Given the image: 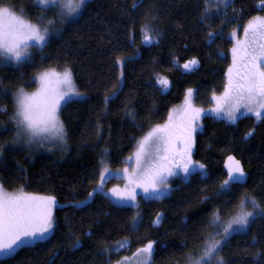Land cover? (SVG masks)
Segmentation results:
<instances>
[{"label":"trees","instance_id":"obj_1","mask_svg":"<svg viewBox=\"0 0 264 264\" xmlns=\"http://www.w3.org/2000/svg\"><path fill=\"white\" fill-rule=\"evenodd\" d=\"M132 2L89 0L77 19L54 24L59 32L42 52L31 48L34 65L0 67V79L6 88L0 92V105L7 109L0 112V144L4 146L0 184L8 191L23 190L57 200L52 233L42 242L0 258V264H50V260L55 264H114L148 240L156 241L152 264L181 263L182 253L200 247L199 238L209 231L203 225L213 209H225L220 200L202 201L201 197L213 193L226 178L228 155L241 162L246 174L233 198L246 192L264 207V120L250 115L241 116L235 124L211 114L202 117L193 159L207 166L209 179L193 175L187 182L178 181L168 196L144 200L138 231L129 227L135 208L117 206L104 192L88 197L103 169L107 167L112 173L123 167L137 141L152 125L166 120L170 108L184 98L185 89L196 90L197 107H210L213 92L222 91L226 82L231 46L227 34L252 16H264V11L256 7L258 0H233L225 12L208 15L203 22L205 0H143L135 10ZM3 5H12L16 12L23 8L20 13L29 21H39L40 7L33 0H0ZM146 10L156 15L153 24L161 33L158 44L142 43L140 27ZM44 15L52 17L53 13ZM228 19L231 22H226ZM209 32L215 33L212 43ZM117 56L125 58L122 69L115 64ZM193 57L199 61L198 70L186 72L173 63ZM65 66L73 70L76 89L84 95L68 103L60 114L67 133L63 151L37 154L23 140L11 143L14 125L8 117L14 108L12 93L20 87L25 91L35 89L33 78L41 71H61ZM120 71L122 91L118 99L105 106L103 98L114 90ZM21 72L26 73L23 78ZM163 76L169 79L170 88L162 93L156 80ZM129 110L136 113L135 120L128 115ZM249 131L252 135L245 137ZM86 197L88 205L81 207L78 202ZM157 213L162 219L155 225ZM125 239L130 245L118 252L103 251ZM77 240L79 244L74 246ZM257 252L264 256V217L255 218L244 232L232 234L220 256L225 264H256L260 259Z\"/></svg>","mask_w":264,"mask_h":264},{"label":"snow or ice","instance_id":"obj_2","mask_svg":"<svg viewBox=\"0 0 264 264\" xmlns=\"http://www.w3.org/2000/svg\"><path fill=\"white\" fill-rule=\"evenodd\" d=\"M33 2L40 7L38 23H31L17 15L12 5L0 6V67L14 65L20 68L34 65L35 60L28 50L36 47L42 52L49 46L53 34L59 32L47 25H53L57 20L62 24L70 23L80 15L85 6V0H33ZM142 3L143 0H133L131 7L135 10L141 7ZM232 3L233 0H216L213 7L217 11L221 8L226 10ZM207 4L208 0H205L201 22L208 18ZM256 7L259 11H264V0H258ZM19 11L23 12L24 9L21 8ZM47 12H52L53 16L46 17L44 14ZM155 19L154 13L145 11L144 22L140 27L142 43L145 45L159 43L158 37L161 33L153 24ZM226 22L231 20L228 19ZM42 24L45 26L41 27ZM243 31L245 38L237 39L230 50L232 62L224 74L226 82L223 92L219 96L215 92L212 94L211 100L215 102V106L208 109L207 113L204 109L196 107L194 105L196 90L187 88L179 122H176L173 111L170 110L165 123L152 125L137 142L133 155L127 158L123 169L125 187L123 189L113 187L108 190L111 193L109 198L117 206L138 207L137 196L140 193L137 189L142 190L145 199L160 200L168 196L172 190L169 179L181 176V173H183L181 179L185 182L193 175L201 180L209 179L207 166L193 159L195 133L202 127L199 123L202 116L212 114L215 118H222L235 124L240 115L250 113L256 120H264V16L250 17L243 25ZM231 35L236 39L235 31ZM214 36L215 33H208L209 43L214 42L211 39ZM129 39L135 43L131 35ZM40 59L43 61L44 57L41 56ZM173 63L178 64V61L174 60ZM115 64L122 69L125 58L117 56ZM198 65L199 61L193 57L185 61L182 68L186 72H191L198 70ZM24 75L26 73L21 72L20 78ZM122 78L123 71L113 86L114 90L104 96L105 106L110 101L118 99L119 92L122 91V86H119ZM33 79L39 85L35 92L29 93L20 87L12 93L14 108L8 117L14 125L11 129L14 132L11 143L16 144L23 140L29 145L45 142L63 144L66 142L67 133L60 114L68 103L77 102L84 95L76 89L73 70L67 66L62 71L48 68ZM156 84L162 93L170 88V81L166 76L158 78ZM5 91L3 80L0 79V92ZM125 108L130 109V105H125ZM6 111V107L0 105V112ZM128 115L135 120L136 113L129 110ZM250 135L251 131L245 133V137ZM3 151L4 146L0 144V156ZM104 152L107 153L108 149H104ZM224 167L226 178L220 181L219 187L213 193L201 197V200H220L225 209L223 212L219 206L213 209L208 221L203 225L209 231L199 238L200 247L192 252L182 253L184 264H225L219 253L229 237L234 232L246 230L255 218L264 216V207H261L254 196L245 192L238 198H233L235 189L243 186L246 175L241 162L235 156L228 155ZM111 175L112 173L105 167L100 173L97 187L88 193V197L103 192L104 184ZM78 203L81 207H86L88 198ZM56 206L55 196H44L23 190L8 193L0 184V256H10L18 248L44 241L47 234L54 230L53 208ZM225 214L228 216L226 222L223 220ZM160 216L161 214L157 213V219L153 224L160 223ZM141 224L142 217L138 214L132 218L129 227L135 232L139 230ZM253 240L255 241L256 237H253ZM130 243L117 242L114 248H105L103 251L118 252L125 244ZM78 244L79 240L74 246ZM155 244L156 241L148 240L137 248L133 254L141 257L137 264H152L156 251ZM256 256L260 257L256 264H264V256L259 252ZM50 264H55V261L50 260ZM116 264H120V261ZM172 264H180V260H173Z\"/></svg>","mask_w":264,"mask_h":264},{"label":"rangeland","instance_id":"obj_3","mask_svg":"<svg viewBox=\"0 0 264 264\" xmlns=\"http://www.w3.org/2000/svg\"><path fill=\"white\" fill-rule=\"evenodd\" d=\"M89 0H85V4L88 2ZM213 1V3H210V2H208V4H207V9H208V15L209 16H214V15H219V14H221V13H223V12H225V10L223 9V8H221V10L220 11H217V9L215 8V7H213V5L216 3V0H212ZM210 3V4H209ZM37 5V4H36ZM210 6V7H209ZM16 14L17 15H19V16H22L24 19H26V20H28L24 15H22L20 12H16ZM81 14V13H80ZM80 16V15H79ZM79 16H77V17H75L73 20H75V19H77ZM48 18H51V17H48ZM249 20V19H248ZM247 20V21H248ZM58 22H59V20H57ZM247 21L244 23V24H246L247 23ZM31 22V21H30ZM31 23H34V22H31ZM64 24V23H63ZM243 24V25H244ZM243 25L242 26H240V27H238V26H235L233 29H231L230 31H229V33L227 34V36H228V38L231 40V46H230V49H229V58H230V61H229V64H231V62H232V54H231V49H232V47L236 44V40L238 39V40H243L245 37H244V31H243ZM45 25H42L41 27H44ZM50 29H56V30H58L57 28H56V26L53 24V25H47ZM235 31V34H236V39H233L232 38V33ZM30 50H31V48L28 50L29 52H30ZM177 67H179L180 69H182V70H184L183 68H182V65H183V63H178V64H175ZM228 68V67H227ZM227 70V69H226ZM62 71V70H61ZM121 72V71H120ZM120 72H119V77H120ZM164 77V76H163ZM225 81H226V77H225ZM121 85H122V82H121ZM121 85H119V86H121ZM39 87V85H38V83L36 82V87H35V89H33V90H31V91H26V92H29V93H32V92H35L36 90H37V88ZM223 92V90L222 91H220L218 94H216L217 96H219L221 93ZM83 96V95H82ZM81 96V97H82ZM184 99V98H183ZM183 99L178 103V104H176V105H174V106H172L171 108H170V110H172L173 111V115H174V118H175V120H176V122H179V120H180V116H181V112H180V110L182 109V107H183ZM212 102V104H210V107H208L207 109H205V108H202V109H204L205 110V112L207 113V110L208 109H210V108H212V107H214L215 106V102L214 101H211ZM194 105L197 107V105L195 104V102H194ZM199 108V107H198ZM169 110V111H170ZM241 111H243V110H241ZM168 114H169V112H168ZM212 115V114H211ZM245 115H250V116H252L250 113L249 114H242V115H240V117L241 116H245ZM203 117V116H202ZM202 117H201V119H202ZM254 117V116H253ZM255 118V117H254ZM168 119V115H167V118H166V120ZM201 119H200V121H199V123H200V125L202 124V121H201ZM220 119H222V118H220ZM256 119V118H255ZM165 120V121H166ZM224 120V119H223ZM165 121L163 122V123H165ZM163 123H161V124H163ZM200 129H198L197 130V132L199 131ZM196 134V133H195ZM140 140V139H139ZM138 140V141H139ZM137 141V142H138ZM24 142V141H23ZM24 144L27 146V144L24 142ZM29 145V144H28ZM64 146H65V143H63V144H61V143H59V142H45V143H43V144H37V143H32V144H30V147L32 148H29V149H31V150H33L32 152L33 153H41V151L42 152H62L63 151V149H64ZM136 146H137V143H136ZM29 147V146H28ZM135 149H136V147H135ZM135 149H134V151H135ZM134 151H133V153H134ZM133 153L131 154V155H133ZM126 163H127V158L125 159V165H123V167H121L120 169H117V170H113V172H112V175H111V177L106 181L107 182V185L105 186V188H104V190H103V192H104V194H107L106 196L109 198V197H111V193L108 191L109 189H111V188H113V187H119L120 189H123L124 187H125V184H126V181L123 179V169L125 168V166H126ZM132 166H134V161H133V163H132ZM131 167V166H130ZM117 173H119V175H117ZM183 175V173H181V176ZM181 176H175V177H171L170 179H169V184H170V186H171V189L172 188H174L175 187V185L177 184V182L178 181H183L182 179H181ZM5 190V189H4ZM6 192H8V193H13V192H18V191H8V190H5ZM137 192L138 193H140V195H138L137 196V204H138V207H136L135 208V215L134 216H137L138 214L141 216V207H142V202L144 201V200H155V199H145V198H143L144 197V194L142 193V190H140V189H137ZM110 199V198H109ZM112 202H113V200L112 199H110ZM114 203V202H113ZM115 204V203H114ZM55 208V207H54ZM54 208H53V211H54ZM262 217H264V216H262ZM157 219V216L154 218V220H156ZM160 221H161V219H162V214H161V216H160ZM227 219H228V217L227 218H223V220L226 222L227 221ZM153 220V221H154ZM155 225H157V224H155ZM245 230H242V231H238V232H234V233H240V232H244ZM52 233V231H50L48 234H47V236H46V238L50 235ZM233 233V234H234ZM217 239H219V237H217ZM128 240L127 239H125V240H123V241H121V242H127ZM117 244H115L114 246H113V248L116 246ZM126 245H128V244H125V246ZM19 249V248H18ZM18 249H16V250H18ZM134 253H136V251L134 252ZM133 253V254H134ZM133 254L132 255H130V256H128V257H125V259H123V260H118V261H120V264H137V261L139 260V259H141V257H139V256H133ZM219 255H220V253H219ZM0 258H3V256H0ZM114 264H116V263H114ZM180 264H184V262H181Z\"/></svg>","mask_w":264,"mask_h":264}]
</instances>
